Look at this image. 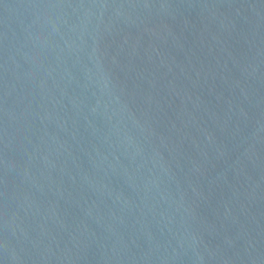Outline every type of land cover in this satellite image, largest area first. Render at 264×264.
Here are the masks:
<instances>
[{"label": "water", "instance_id": "1", "mask_svg": "<svg viewBox=\"0 0 264 264\" xmlns=\"http://www.w3.org/2000/svg\"><path fill=\"white\" fill-rule=\"evenodd\" d=\"M0 264H264V0H0Z\"/></svg>", "mask_w": 264, "mask_h": 264}]
</instances>
